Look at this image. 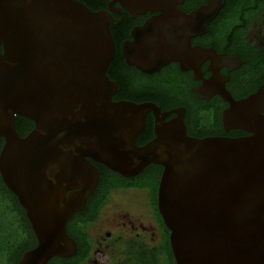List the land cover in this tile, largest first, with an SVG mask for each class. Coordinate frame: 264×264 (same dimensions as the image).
I'll use <instances>...</instances> for the list:
<instances>
[{
  "label": "water",
  "instance_id": "obj_1",
  "mask_svg": "<svg viewBox=\"0 0 264 264\" xmlns=\"http://www.w3.org/2000/svg\"><path fill=\"white\" fill-rule=\"evenodd\" d=\"M123 1L127 9L160 14L133 47L125 46L127 64L152 74L173 62L198 72L211 61L208 94L230 104L225 126L249 136L194 138L184 109L114 101L118 87L108 70L115 44L106 11L77 0H0V176L37 239L18 264L76 253L67 224L97 188L95 164L124 178L162 167L158 209L177 264H264V88L235 101L218 73L229 58L190 45L225 0L185 17L192 33L178 30L179 0ZM151 113L154 138L140 146ZM18 117L34 125L24 137Z\"/></svg>",
  "mask_w": 264,
  "mask_h": 264
},
{
  "label": "flooded vegetation",
  "instance_id": "obj_2",
  "mask_svg": "<svg viewBox=\"0 0 264 264\" xmlns=\"http://www.w3.org/2000/svg\"><path fill=\"white\" fill-rule=\"evenodd\" d=\"M77 1L93 11H106L112 20L110 28L115 56L108 76L118 87L114 101H133L125 95L137 98L145 93L148 98L145 102L155 103L163 111L184 109L188 135L194 138L249 136L244 131L230 130L225 126L223 113L230 104L219 94H208L206 86L215 77L211 71V61L202 63L198 72L184 70L181 63L173 62L152 74L127 64L125 46L133 47L140 37V30L155 20L160 15L158 12L140 13L133 8L127 9L123 0ZM209 2L179 0L180 33H192L195 26L183 20L208 6ZM207 28L205 33L191 37L190 45L192 48L214 49L219 55L229 58L218 69L222 77L220 83L224 84L226 92L235 101H241L264 88V0H225ZM123 82L133 85L135 89L124 91L121 88ZM156 82L172 84L175 88L169 94L150 91L149 84L155 85ZM170 97L179 105L164 109L155 101ZM174 117L171 115L167 121ZM148 122L152 125L151 137L148 138L146 128L138 137L140 146L154 138L155 118L152 113L147 117ZM31 127L28 133L34 125ZM95 165L100 172L97 188L87 196L84 209L74 214L67 224L68 233L77 244V251L69 258H54L48 264H177L170 245V231L158 209V189L163 169L154 166L136 177L124 178L102 165L103 170L99 164ZM147 182L152 183L150 187L137 186ZM111 184H119V187L108 191Z\"/></svg>",
  "mask_w": 264,
  "mask_h": 264
},
{
  "label": "trees",
  "instance_id": "obj_3",
  "mask_svg": "<svg viewBox=\"0 0 264 264\" xmlns=\"http://www.w3.org/2000/svg\"><path fill=\"white\" fill-rule=\"evenodd\" d=\"M159 84L156 82L155 85L149 84L150 91H161V93H168L175 88L172 84ZM121 88L124 91H129L130 89H135L133 85L127 82L121 83ZM141 96L137 98H131L128 95L126 98L128 100H133L136 103H143L148 100L145 93H141ZM153 95V92H152ZM153 100V99H149ZM164 109H170L176 107L179 103L172 97L161 98L160 100H155ZM32 122L24 118L18 117L16 120V129L21 136H26L30 128H32ZM152 125L150 122L147 123L146 134L148 138L151 137ZM4 141L0 139V151L3 147ZM101 168L100 165H98ZM159 167L156 165H151L150 167ZM146 168V169H148ZM102 169V168H101ZM103 170V169H102ZM149 183V184H148ZM151 182L140 183L137 186L144 188L146 186H151ZM119 187V184L110 185L107 190L113 191ZM36 246V239L31 229L30 223L26 217L25 210L20 206L18 199L14 194H12L8 188L3 183L0 176V264H18L24 253L32 250Z\"/></svg>",
  "mask_w": 264,
  "mask_h": 264
}]
</instances>
